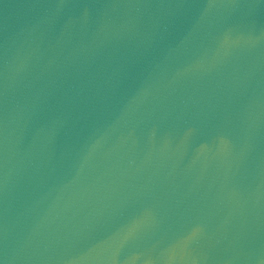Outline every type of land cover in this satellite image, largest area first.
I'll list each match as a JSON object with an SVG mask.
<instances>
[{
  "label": "water",
  "instance_id": "1",
  "mask_svg": "<svg viewBox=\"0 0 264 264\" xmlns=\"http://www.w3.org/2000/svg\"><path fill=\"white\" fill-rule=\"evenodd\" d=\"M0 264H264V0H0Z\"/></svg>",
  "mask_w": 264,
  "mask_h": 264
}]
</instances>
